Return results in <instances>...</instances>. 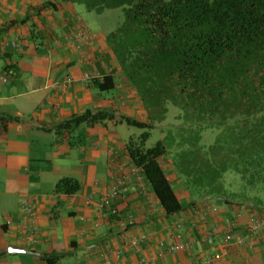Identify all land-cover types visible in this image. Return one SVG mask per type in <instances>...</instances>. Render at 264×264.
<instances>
[{
  "label": "crops",
  "instance_id": "1",
  "mask_svg": "<svg viewBox=\"0 0 264 264\" xmlns=\"http://www.w3.org/2000/svg\"><path fill=\"white\" fill-rule=\"evenodd\" d=\"M79 10L70 0H0V264H264V229L249 230L250 215L264 217V207L202 203L167 216L126 153L131 130L124 123L56 136V127L87 110L146 121L106 32L88 27ZM106 77L110 91L99 89ZM160 164L188 205L168 158ZM65 178L76 179L80 191L56 193ZM119 180V197L109 199ZM227 235L233 240L225 245ZM177 243L191 248L169 253Z\"/></svg>",
  "mask_w": 264,
  "mask_h": 264
},
{
  "label": "trees",
  "instance_id": "2",
  "mask_svg": "<svg viewBox=\"0 0 264 264\" xmlns=\"http://www.w3.org/2000/svg\"><path fill=\"white\" fill-rule=\"evenodd\" d=\"M70 1L97 15L122 10V24L104 29L106 41L146 121L87 110L56 127V136L109 123L140 130L125 150L167 216L202 203L215 209L264 207V0ZM31 36L38 37L33 27ZM112 86L106 77L99 89ZM207 129L218 134L205 147ZM154 131L161 138L149 147ZM163 158L183 183L188 205L176 197ZM228 173L241 182L226 179ZM55 191L76 194L80 184L65 178Z\"/></svg>",
  "mask_w": 264,
  "mask_h": 264
},
{
  "label": "rangeland",
  "instance_id": "3",
  "mask_svg": "<svg viewBox=\"0 0 264 264\" xmlns=\"http://www.w3.org/2000/svg\"><path fill=\"white\" fill-rule=\"evenodd\" d=\"M81 14V18L83 22L90 28L95 29H101L102 31H113L117 29L123 22V13L121 9L116 10H109L105 11L101 15H97L95 13H88L85 10H79ZM105 29V30H104ZM129 128V127H128ZM131 130L130 135L133 134H140L141 131L136 128H129ZM218 134L217 130L213 129H207L204 130L202 133V144L205 147H208L212 145L216 139V136ZM161 138V135L158 131H154L152 134V138L148 142V146H153L157 140ZM228 177L234 178V182L240 183L239 176H236L234 173H228L226 174V179Z\"/></svg>",
  "mask_w": 264,
  "mask_h": 264
},
{
  "label": "built area",
  "instance_id": "4",
  "mask_svg": "<svg viewBox=\"0 0 264 264\" xmlns=\"http://www.w3.org/2000/svg\"><path fill=\"white\" fill-rule=\"evenodd\" d=\"M86 36L85 33H82L81 36L82 38H84V36ZM76 38H81L79 36H75ZM13 75V71L9 70L6 72V75L3 76L2 80L4 82H7L8 79ZM86 78H88V76L86 75ZM136 170H139L136 168ZM124 185V180H119L116 185L112 188L111 194L109 195V199H115L118 198L120 193H121V188ZM23 210L30 214L32 209L30 208V201L28 199L23 201ZM111 214L114 217L118 216V211L115 209L111 210ZM249 230L250 233H256L259 232L261 229H264V217H260L257 216L256 214H252L249 217ZM147 238V236L145 234L140 235L138 238L132 239L130 242H128L130 244L131 247L137 248V246L139 245L140 242L144 241ZM233 240V237L231 235H227L225 237V245L231 243ZM238 244H242V241H239ZM191 248V246L189 244H183V243H177V244H173V245H169L167 247V251L169 253H176L179 251H187ZM200 264H209L208 261H203Z\"/></svg>",
  "mask_w": 264,
  "mask_h": 264
}]
</instances>
